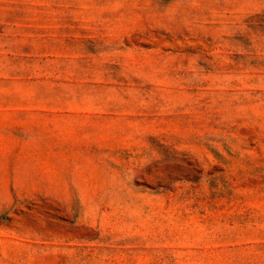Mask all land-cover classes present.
I'll return each mask as SVG.
<instances>
[{
	"label": "rangeland",
	"instance_id": "1",
	"mask_svg": "<svg viewBox=\"0 0 264 264\" xmlns=\"http://www.w3.org/2000/svg\"><path fill=\"white\" fill-rule=\"evenodd\" d=\"M0 264H264V0H0Z\"/></svg>",
	"mask_w": 264,
	"mask_h": 264
}]
</instances>
